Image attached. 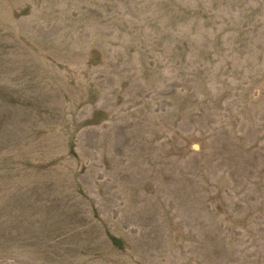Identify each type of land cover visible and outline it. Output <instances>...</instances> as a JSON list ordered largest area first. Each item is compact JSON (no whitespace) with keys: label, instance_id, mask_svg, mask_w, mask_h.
Masks as SVG:
<instances>
[{"label":"rangeland","instance_id":"obj_1","mask_svg":"<svg viewBox=\"0 0 264 264\" xmlns=\"http://www.w3.org/2000/svg\"><path fill=\"white\" fill-rule=\"evenodd\" d=\"M0 264H264V0H0Z\"/></svg>","mask_w":264,"mask_h":264}]
</instances>
